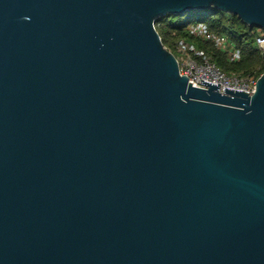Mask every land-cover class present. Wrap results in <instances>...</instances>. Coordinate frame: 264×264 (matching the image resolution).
<instances>
[{"label": "water", "instance_id": "water-1", "mask_svg": "<svg viewBox=\"0 0 264 264\" xmlns=\"http://www.w3.org/2000/svg\"><path fill=\"white\" fill-rule=\"evenodd\" d=\"M264 0H0V264H264V72L191 85L156 18Z\"/></svg>", "mask_w": 264, "mask_h": 264}, {"label": "trees", "instance_id": "trees-1", "mask_svg": "<svg viewBox=\"0 0 264 264\" xmlns=\"http://www.w3.org/2000/svg\"><path fill=\"white\" fill-rule=\"evenodd\" d=\"M196 23L205 24L209 33L223 37L227 47L222 50L213 40L191 34L188 26ZM154 26L163 45L173 54L177 50V42L182 40L192 44L196 50L203 51L227 75L256 80L264 72V53L258 48L255 39L257 28L242 22L236 15L210 7L160 16L156 18ZM230 49L239 51L238 59H230Z\"/></svg>", "mask_w": 264, "mask_h": 264}, {"label": "built area", "instance_id": "built-area-1", "mask_svg": "<svg viewBox=\"0 0 264 264\" xmlns=\"http://www.w3.org/2000/svg\"><path fill=\"white\" fill-rule=\"evenodd\" d=\"M191 34L211 39L215 44L224 50L227 47V42L223 37H217L207 31V27L203 23H196L188 26ZM256 43L258 48L264 53V31L257 28ZM177 50L181 53L180 59L177 57L179 64V72L181 75L187 76L188 82L192 86L198 88H206V85L201 83V80L219 83L218 91L223 93L224 87L232 90L245 92L251 95L255 89V80L250 77H238L236 75H227L203 52L196 50L192 44L185 43L180 40L177 42ZM231 50V49H230ZM231 60L239 58V51L232 49Z\"/></svg>", "mask_w": 264, "mask_h": 264}, {"label": "rangeland", "instance_id": "rangeland-1", "mask_svg": "<svg viewBox=\"0 0 264 264\" xmlns=\"http://www.w3.org/2000/svg\"><path fill=\"white\" fill-rule=\"evenodd\" d=\"M175 56L180 59L181 53H179L177 50L174 51Z\"/></svg>", "mask_w": 264, "mask_h": 264}]
</instances>
